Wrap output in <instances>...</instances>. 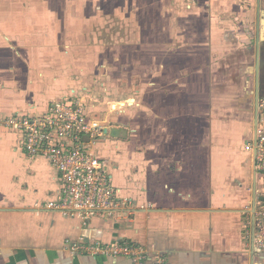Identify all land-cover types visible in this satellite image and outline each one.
I'll use <instances>...</instances> for the list:
<instances>
[{"label":"crops","instance_id":"obj_1","mask_svg":"<svg viewBox=\"0 0 264 264\" xmlns=\"http://www.w3.org/2000/svg\"><path fill=\"white\" fill-rule=\"evenodd\" d=\"M104 13L130 29L113 41L110 94L87 87L105 66L87 73L70 51ZM263 95L264 0H0V264H131L71 253L64 241L81 235L141 244L167 264H264L253 215L263 176L244 147ZM83 98L103 125L90 151L137 205L130 220L83 226L32 207L61 178L5 120Z\"/></svg>","mask_w":264,"mask_h":264},{"label":"built area","instance_id":"obj_2","mask_svg":"<svg viewBox=\"0 0 264 264\" xmlns=\"http://www.w3.org/2000/svg\"><path fill=\"white\" fill-rule=\"evenodd\" d=\"M85 104L84 98L74 103L55 100L40 114H15L5 120L6 126L22 133L26 153L45 158L61 178L57 196L34 202L32 207L37 211L79 217L83 226L98 215L130 220L137 205L129 197L117 193L111 184L108 162L90 151L91 144L102 135L103 125L86 115ZM258 109L256 136L244 147L253 151L263 176L262 185L255 190L259 200L253 215L257 245L264 249V95ZM64 244L71 253L83 256L122 257L131 264H167L160 255H152L143 245L128 241L103 244L87 241L81 235L66 239Z\"/></svg>","mask_w":264,"mask_h":264},{"label":"rangeland","instance_id":"obj_3","mask_svg":"<svg viewBox=\"0 0 264 264\" xmlns=\"http://www.w3.org/2000/svg\"><path fill=\"white\" fill-rule=\"evenodd\" d=\"M113 17H111L110 13H104V26L101 27L100 29H95L93 28V34L90 35V43L89 44H81V45H74L71 48V54L74 53H79V59L77 61H75V66L77 68H87V73L96 71V68L101 69L102 66H105V74L104 76H99V80H98V84H95L93 82L91 83H87V87H93L95 89L104 86L107 89L108 94H110L112 92L111 90V72H112V67L114 65H112V61L114 62L113 59V41L117 40L119 37L126 36L127 33L130 31V29H128L126 22H120V18H116V20H112ZM131 34V32H130ZM89 40V38H88ZM100 40H103L100 43ZM81 46V47H79ZM63 49V47H62ZM121 49V48H119ZM132 51H135V49H130ZM128 52V51H127ZM138 56L141 58L139 59L140 63H138V67H140V69L142 68V62H143V50L137 51ZM125 62H128L125 59ZM117 63V61L115 62V64ZM125 64V63H124ZM128 64H130V62H128ZM127 64V66L125 65V67H128L129 65ZM137 64V63H136ZM134 66V63L132 64ZM132 66V67H133ZM123 67V68H125ZM97 69V70H98ZM139 69V68H138ZM107 71H109V74H107ZM98 72V71H96ZM126 72V71H125ZM99 73V72H98ZM127 73V72H126ZM73 76L75 77V74H73ZM125 77V76H124ZM137 79H141L142 76L139 75L137 77H135ZM88 79L90 81L95 80L96 78L90 76L88 77ZM130 76L126 75V80H129ZM77 80V78H76ZM101 82V83H100ZM125 85H126V81H125ZM97 87V88H96ZM88 89V88H87ZM89 90V89H88ZM90 91V90H89ZM94 93V92H93ZM90 94V93H88ZM95 94V93H94ZM92 97V95H91ZM14 135H11L10 139H13Z\"/></svg>","mask_w":264,"mask_h":264},{"label":"water","instance_id":"obj_4","mask_svg":"<svg viewBox=\"0 0 264 264\" xmlns=\"http://www.w3.org/2000/svg\"><path fill=\"white\" fill-rule=\"evenodd\" d=\"M115 105H118V104H115Z\"/></svg>","mask_w":264,"mask_h":264}]
</instances>
